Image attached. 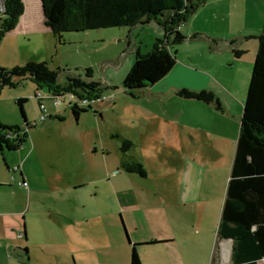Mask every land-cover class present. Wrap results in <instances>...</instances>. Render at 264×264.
Here are the masks:
<instances>
[{
  "label": "crops",
  "instance_id": "crops-1",
  "mask_svg": "<svg viewBox=\"0 0 264 264\" xmlns=\"http://www.w3.org/2000/svg\"><path fill=\"white\" fill-rule=\"evenodd\" d=\"M23 1H27V12L10 33L16 29L50 32L41 0ZM37 2L40 12L34 14ZM263 17L264 0H207L179 27L186 36L201 33L203 38L174 47L176 62L171 70L139 95L129 96L133 103L122 122L126 127L105 134L118 150L117 162L113 164L107 148L100 146L101 183L97 185L91 177L86 182L100 186L99 192L76 213L72 209L64 216H53L54 236L46 244L51 256L59 258L56 264H69V258L72 264H119L121 256L115 251L123 246L129 263L133 244L142 264H233L232 240H217V227ZM154 34L147 45L162 36V29ZM205 37L216 42L210 45ZM134 49L135 54L139 52V44ZM30 59L41 61L30 56L22 63ZM181 88L210 91L219 108L214 101L180 97L176 92ZM111 99L100 101L94 113L103 104L114 106ZM48 114L47 120L61 116L58 111ZM93 151L98 154L95 144ZM129 163L139 164L144 175L126 171L124 165ZM8 172L7 166H0V264H26V222L20 217L28 210L27 196L32 191L15 189L8 183ZM18 177L32 181L25 168ZM86 183L78 182L74 188ZM154 197L158 200L152 201ZM118 213L123 222L102 221L104 215ZM195 227L198 232L193 233ZM258 264L264 263L259 260Z\"/></svg>",
  "mask_w": 264,
  "mask_h": 264
},
{
  "label": "rangeland",
  "instance_id": "rangeland-1",
  "mask_svg": "<svg viewBox=\"0 0 264 264\" xmlns=\"http://www.w3.org/2000/svg\"><path fill=\"white\" fill-rule=\"evenodd\" d=\"M22 3L23 13L17 24L22 15L27 12L25 7L27 1L22 0ZM38 12L40 10L37 2L34 14ZM3 19L4 16L0 18V27ZM261 22H264V19ZM141 26L145 28L141 29ZM158 28L161 29L157 23L150 22V24H139L136 27L117 26L68 31L63 32L61 42H57L51 31L46 32L40 29V31L24 33L25 31L16 29L1 39V67L11 68L20 65L22 60L32 56L41 61H47L52 69H60L57 77V82L60 84L64 83L68 76L85 78L86 69H90L92 78L106 87L102 95L103 102L111 98L116 102L114 106L103 104L96 113L94 108L99 106L100 101L90 102V111L82 113L76 120L68 104L70 101L73 104L78 100L71 99L68 93H63V102L58 106H54L50 99L43 101L48 113L58 111L61 115L60 118L53 116L43 122L39 118L38 102L33 96L36 89L48 93L46 88H38L28 78H15L14 80L17 81L15 86L2 87L0 122L6 125H18L27 133V139L18 149L10 150L3 147L0 151V166L8 167V183L13 184L15 189H24L26 193L32 191L31 196H27L28 210L20 217L26 222L25 248L31 256V264H56L59 258L51 256V248L46 244L50 236H54L55 217L53 216L61 217L62 213L64 216L72 209L76 213L82 205L91 202L95 191L99 192L100 186L94 188L92 182L89 185L86 182L88 177H91L97 185L101 183L98 181L103 165L99 156L100 146L107 148L106 152L110 154V161L113 164L117 162L118 150L112 138L106 137L105 134L119 126L126 127L122 122L128 118L133 100L124 92L121 83L134 61V45L139 44V52L145 53L147 48H150L147 43L154 38V31ZM25 34H28V39ZM20 97L27 99L23 109L29 125H26L17 103ZM119 119L122 124L119 123ZM94 144L98 148L96 155L93 151ZM24 168L32 175L31 183L25 181L26 185L23 187L26 189L18 185L20 180L18 172ZM81 181L86 183V186L74 188L76 183ZM13 186L10 187L11 190ZM61 197L64 199H60ZM154 198L152 201L158 200ZM108 203L111 205L110 202ZM55 212L60 214L57 215ZM102 221L119 224L123 222V219L119 213L113 216L107 214ZM208 224L210 225V221ZM192 232H198V228L195 227ZM108 233L110 236L113 235L112 230ZM113 250H115L114 247ZM115 252L121 256L119 264H129L126 259L128 250L124 246L120 249L118 247ZM62 255L64 257L68 255L66 247ZM68 262L72 264V259L69 258Z\"/></svg>",
  "mask_w": 264,
  "mask_h": 264
},
{
  "label": "trees",
  "instance_id": "trees-1",
  "mask_svg": "<svg viewBox=\"0 0 264 264\" xmlns=\"http://www.w3.org/2000/svg\"><path fill=\"white\" fill-rule=\"evenodd\" d=\"M205 1L207 0H41V7L44 23L57 42H61L63 32L68 31L157 23L162 29V36L156 37L145 53L136 52L121 83L127 95L135 96L171 70L176 62L175 45L188 39L203 38L201 33L186 36L179 27ZM5 3L0 41L15 29L23 13L22 0H5ZM205 38L210 45L216 42L214 38ZM257 41L240 116L234 159L217 227V240H232L233 264H258L259 260L264 263V22ZM234 53L237 56V52ZM59 72L60 69L50 68L45 60L30 59L11 68L0 66V91L3 86H15V78H28L38 88H46L50 94L59 98H62L63 93H71L78 99L90 101L101 97L106 89L100 81L92 78L90 69H86L85 78L68 76L62 84L57 82ZM176 93L185 99L214 101L219 108L215 95L210 91L181 88ZM26 100L20 97L17 103L28 125L23 109ZM68 106L76 120L81 112L91 109L90 105L84 107L70 102ZM48 117L47 112L46 120ZM9 131H13L15 136L6 137ZM26 138L27 133L18 125L0 122V149H18ZM124 169L144 175L142 167L137 163L125 164ZM136 246L133 244L131 248L129 264H142ZM23 259L28 264L27 249Z\"/></svg>",
  "mask_w": 264,
  "mask_h": 264
},
{
  "label": "built area",
  "instance_id": "built-area-1",
  "mask_svg": "<svg viewBox=\"0 0 264 264\" xmlns=\"http://www.w3.org/2000/svg\"><path fill=\"white\" fill-rule=\"evenodd\" d=\"M5 12H6V3H5V0H0V18L5 15ZM68 94H69V97L71 99H77L78 100V102L75 101L74 103H76L77 105L80 104L81 106H84V107L87 106V105H90L89 104L90 102L102 101L104 99V96H101V97H99L97 99H93V100L88 101L86 99H78L76 96H74L71 93H68ZM33 97L38 102V106H39V110H40V117L39 118L43 122L46 120V117H47V110H46V107H45L43 101L45 99H50V100L53 101V104L55 106H58L62 102V98H59L57 96H53L49 92L48 93H45L41 89H36ZM13 136H15V133L13 131H9V132L6 133V137H8V138H12ZM16 169H18V167ZM18 185L25 186L26 185L25 180L24 179L23 180H19L18 181ZM20 235H22V234L20 233Z\"/></svg>",
  "mask_w": 264,
  "mask_h": 264
}]
</instances>
